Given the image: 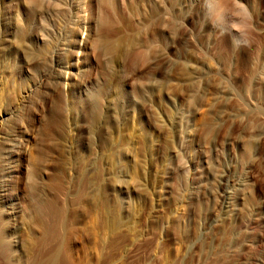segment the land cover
Masks as SVG:
<instances>
[{
	"label": "rangeland",
	"instance_id": "rangeland-1",
	"mask_svg": "<svg viewBox=\"0 0 264 264\" xmlns=\"http://www.w3.org/2000/svg\"><path fill=\"white\" fill-rule=\"evenodd\" d=\"M0 224L22 262L264 264V0H0Z\"/></svg>",
	"mask_w": 264,
	"mask_h": 264
},
{
	"label": "bare ground",
	"instance_id": "bare-ground-1",
	"mask_svg": "<svg viewBox=\"0 0 264 264\" xmlns=\"http://www.w3.org/2000/svg\"><path fill=\"white\" fill-rule=\"evenodd\" d=\"M10 228L7 225L0 224V264H56L57 251H51L46 258H36L31 261L22 262V258L15 259L11 251ZM19 259V260H18Z\"/></svg>",
	"mask_w": 264,
	"mask_h": 264
}]
</instances>
